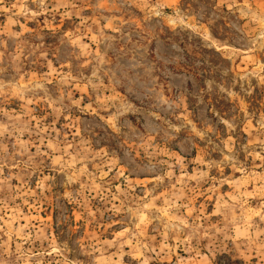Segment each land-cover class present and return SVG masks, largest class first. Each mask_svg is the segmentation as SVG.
Here are the masks:
<instances>
[{
	"label": "rangeland",
	"instance_id": "rangeland-1",
	"mask_svg": "<svg viewBox=\"0 0 264 264\" xmlns=\"http://www.w3.org/2000/svg\"><path fill=\"white\" fill-rule=\"evenodd\" d=\"M0 264H264V0H0Z\"/></svg>",
	"mask_w": 264,
	"mask_h": 264
}]
</instances>
